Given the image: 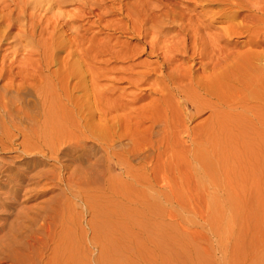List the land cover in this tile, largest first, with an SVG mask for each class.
I'll use <instances>...</instances> for the list:
<instances>
[{
	"label": "bare ground",
	"instance_id": "obj_1",
	"mask_svg": "<svg viewBox=\"0 0 264 264\" xmlns=\"http://www.w3.org/2000/svg\"><path fill=\"white\" fill-rule=\"evenodd\" d=\"M67 1L0 0V185L11 175L30 177L9 168L6 153L18 147L19 153L43 147L44 156L79 158L68 182L70 201L61 212L70 224L73 200L82 201L85 192L84 203L101 219L94 222L100 253L92 261L77 257V233L65 225L50 264H199V253L190 257L183 235L163 222L158 196L135 193L137 171L129 189L127 182L110 181L111 193L133 204L110 198L105 208L104 192L88 186L93 163L85 143L97 142L104 157L107 145L114 155V136H126L131 127L138 133L130 137V155L160 125L163 151V140H191L192 170L200 183L216 188L226 161L220 160V146L242 125L255 136L259 130L263 139L259 163L245 174H264V0H95L66 12L60 7ZM89 17L94 20L85 21ZM143 55L152 60L139 61ZM205 111L209 115L189 128ZM16 136L21 141L14 147ZM83 157L88 163L80 167ZM103 165L127 168L122 155ZM144 167L153 169L152 163ZM255 184L264 185V179L257 176ZM211 203L213 229L224 245L239 218V203L233 196L225 205L217 198ZM11 243L0 242V264L13 260ZM251 253V264H260L255 246ZM31 255L19 251L14 260L27 262Z\"/></svg>",
	"mask_w": 264,
	"mask_h": 264
},
{
	"label": "rangeland",
	"instance_id": "obj_2",
	"mask_svg": "<svg viewBox=\"0 0 264 264\" xmlns=\"http://www.w3.org/2000/svg\"><path fill=\"white\" fill-rule=\"evenodd\" d=\"M84 1L95 0H68L60 8L66 12H73L79 3ZM107 1L110 3L112 0ZM114 3L119 4L117 0ZM115 17L118 15L112 16V18ZM93 20L94 18L89 17L85 21L92 22ZM97 29L93 28L94 31ZM133 42L137 41L133 40ZM6 46L9 45H4L3 48ZM149 60H152V57L143 55L139 58V61ZM155 97L156 95H152V98ZM150 98H146L141 105L147 103ZM25 100L27 101V98ZM208 115L209 111H205L188 122V127L193 128ZM147 126L149 123L146 120L144 127ZM127 130L129 132H126L128 134L124 137H121L123 132L114 136L112 152L116 154L111 156L107 145H105L104 157L103 150L97 142L85 143L90 151L89 161L93 163V176L88 186L90 192H104L105 208L108 207L107 200L110 198L125 204H133L120 194L113 195L110 181L116 179L119 182H127L125 188L129 189L133 181L132 173L137 171L134 174L139 182L132 185L136 188L135 193L147 190L158 196L163 205V222L183 235L185 241L189 243L188 255L190 257L199 253L200 262L197 263L213 264L214 261H218L219 264H251L254 259L251 247L255 246L257 254L255 258L259 259V263L262 264L264 185H256L255 180L257 176L264 179V174L258 173L255 179L252 174H245L247 170H253V167L255 168L259 163L255 159L262 153L260 145H263V139L258 134L259 130L255 136L254 132L249 133L242 125H238L233 129L234 138L221 144L220 147L224 148V155L220 153V160L223 161V156H225L226 161H223L224 165L220 164L223 167L220 169V184L216 188L205 181L200 183L199 175L192 170L191 140L189 141L186 137L180 139L181 142L163 140L168 143L167 146L164 144L168 151H163V147H160L163 130L160 125H157L154 133L148 132L149 138L144 140L141 150L131 152L129 155L127 154L129 147H132L130 137L138 131L134 132L131 127ZM20 141L21 138L17 137L14 147ZM138 142H141L139 138ZM18 148V150L14 149L6 153L12 158L9 168L12 171H24L30 177L20 181L11 175L3 185H0V242L2 240L7 242L9 238L14 246L13 260L3 264H50L59 234L65 225L70 226L71 232L77 233L76 237L74 236L77 241L76 246L82 250L77 257L79 255L82 259L88 257L91 261L98 257L101 242L100 238L96 237L98 228L95 231L94 222H100L101 219L95 217L91 206L84 203L85 192L82 193V201L73 200L76 206L71 207L73 216L70 218L72 220L70 224L66 222L67 217L61 212V208L69 204L68 182L73 175V169L79 168V158L72 160L71 157L62 153H58L60 154L58 158L48 154L44 156L43 153L47 150L43 147L30 148L28 153H19L22 147ZM158 152H160L159 157L156 156ZM75 153L79 155V152ZM18 154L20 156L16 157ZM121 155L122 159L127 162L126 169L115 166L109 170L103 165L107 160L114 163ZM34 160H36V165L32 166ZM87 163L88 160L84 158L80 167H84ZM151 163L153 169L149 170L144 167L151 166ZM58 174L60 178H57ZM5 178V175L1 176V179ZM232 196L239 203V218L234 221L232 231L226 234L225 244L222 245L219 235L213 229L211 202L217 198L221 205H225ZM73 217L76 218L75 221ZM19 251L23 253L30 251L32 255L27 262L25 258L22 262H17L14 256H17Z\"/></svg>",
	"mask_w": 264,
	"mask_h": 264
}]
</instances>
